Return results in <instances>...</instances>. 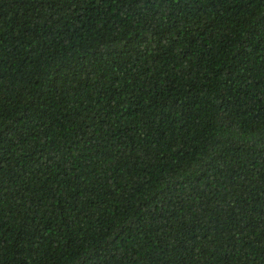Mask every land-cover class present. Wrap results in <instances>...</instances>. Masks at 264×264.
I'll use <instances>...</instances> for the list:
<instances>
[{"label":"trees","instance_id":"16d2710c","mask_svg":"<svg viewBox=\"0 0 264 264\" xmlns=\"http://www.w3.org/2000/svg\"><path fill=\"white\" fill-rule=\"evenodd\" d=\"M0 264H264V0H0Z\"/></svg>","mask_w":264,"mask_h":264}]
</instances>
